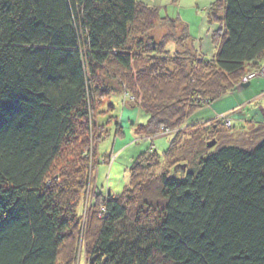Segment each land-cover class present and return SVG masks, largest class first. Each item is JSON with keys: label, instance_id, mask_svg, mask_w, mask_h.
<instances>
[{"label": "trees", "instance_id": "16d2710c", "mask_svg": "<svg viewBox=\"0 0 264 264\" xmlns=\"http://www.w3.org/2000/svg\"><path fill=\"white\" fill-rule=\"evenodd\" d=\"M208 15L220 22L217 52L197 59L170 56L167 40L151 35L136 44L134 27L152 31L161 18L138 0H0V264H60L69 246L64 264H80L83 242L89 264H264V133L222 144L219 131L235 128L224 113L205 122V146L178 133L160 175L147 170L157 150L138 159L129 189L109 195L82 238L91 112L119 90L109 73L130 93L136 71L157 132L195 122L262 69L264 0H216ZM141 49L151 67L140 65ZM180 80L184 97L181 82L162 87ZM194 148V159L180 158Z\"/></svg>", "mask_w": 264, "mask_h": 264}, {"label": "rangeland", "instance_id": "374dc122", "mask_svg": "<svg viewBox=\"0 0 264 264\" xmlns=\"http://www.w3.org/2000/svg\"><path fill=\"white\" fill-rule=\"evenodd\" d=\"M138 1L156 9L161 18L156 21V26L152 31H145L140 26L134 27V32L132 34L136 44H138L139 40L141 42L142 39L145 40L147 35H151L154 36L157 41L160 39L167 40V42H165V47L169 51L170 56H175L178 53L181 57L187 54L188 56L196 55V58L199 59L202 57L200 53L207 58H213L216 55L217 44L213 37L219 30L220 22L214 19L211 20L208 15L209 8L216 0ZM141 51H143L142 58L144 61L140 65L143 68L146 67V64L148 67H151V61L148 60L147 56L148 52H144V49H141ZM196 58L195 63L197 62ZM185 61L186 60L183 61V64ZM117 72L121 73V70L117 69ZM260 75L264 76V64L260 70ZM131 76L134 79V81H131L132 91L130 93H124V90L120 89L121 78H116L109 73L107 78L108 85L119 90L113 91L110 96L103 97L101 101L97 105L94 104L92 108L91 117L94 133L90 141V148L93 151L90 153L89 158L92 172L90 173L88 185L82 194V202L78 207V210H83V218H81V226L84 231L83 240L86 238L85 233L87 229L90 230L95 223L97 226V218L96 220L94 219V222L93 214L97 210L99 212L100 209L106 208L104 203L109 195H111V197H116L117 195H122L125 190L127 191V189H129L131 185L132 167L138 159L141 157L143 158L146 154L148 156L153 153L155 154L157 150L159 155L158 166H149L147 170L152 173V175H160L172 165L170 161L174 159L175 156L171 158L164 157V155L170 143L176 139L175 137L178 133H180L182 137L180 136L177 139H181L183 142L193 135H201L200 140H198V145H201L206 143L205 129L211 128V125H206L202 119L194 122L192 116L189 120L186 119L184 121L185 123L184 125L182 124L183 126L162 125L158 126L157 132H150L148 126L152 118L151 114L145 110L146 108L143 104L145 98L140 86L141 82L137 81L136 71H133ZM148 79H152V77L149 76ZM251 80L252 78H249V75L243 78V84L237 86L233 91L241 89V87H244V85L248 84ZM159 82L160 81L157 80V83ZM176 83H180V88L177 89V92L183 96V92L186 91L188 85L186 84L185 86V83L181 80L174 83L171 82V84L164 83L162 87L163 89L166 86L173 88ZM262 90H264V87L261 88L252 85L249 91L253 96H257ZM232 92L227 93L224 97H227ZM257 100L260 101V98ZM250 109L253 110L255 108L250 106ZM199 111L200 110L197 112ZM228 114H230V112H225L223 115L230 117ZM223 115H220L218 119ZM260 115H264V113ZM234 124L236 123L234 122ZM242 125L247 127H224L218 133L219 141H221L222 144H233L237 140L240 142L239 144L242 145H245L244 143L252 144L254 140H250L249 138L254 136V138L256 137L257 139L264 133V126H260V122L258 121H244ZM252 125L255 126L254 130H252ZM195 131L196 133H194ZM201 140L204 142H200ZM193 145L195 147L196 144ZM210 149V151L214 152L216 147ZM195 150L194 148L192 151H186L185 153L181 151V154H179L181 155L180 158H187L191 161L197 154ZM71 151L73 152V150ZM81 152L82 150L79 151V153ZM65 155L69 157L71 153L66 152ZM148 156H145L146 159L144 158L141 161L147 164L149 161ZM86 248V243L83 242V246L80 248L82 253L80 264H89ZM69 253L70 246L62 251L60 264H64L65 261H67Z\"/></svg>", "mask_w": 264, "mask_h": 264}, {"label": "crops", "instance_id": "0c3cea01", "mask_svg": "<svg viewBox=\"0 0 264 264\" xmlns=\"http://www.w3.org/2000/svg\"><path fill=\"white\" fill-rule=\"evenodd\" d=\"M252 85L261 88L264 87V77L251 80L247 86L233 91L227 97H224L200 110L196 113H200V115H196V121H200L201 119L204 122L211 119L216 120L221 114L230 112L228 115L232 118V124L237 128H241L242 126L247 127L245 126L246 124L242 125L243 122L252 120L258 121L260 122V126H264V115H260L264 113V90H262L257 96H253L249 91ZM258 98H260V101L257 100ZM250 106L255 109H250ZM234 122L236 124H234ZM254 129L255 126L252 125V130ZM249 139L251 140L252 138Z\"/></svg>", "mask_w": 264, "mask_h": 264}, {"label": "built area", "instance_id": "2783aa9c", "mask_svg": "<svg viewBox=\"0 0 264 264\" xmlns=\"http://www.w3.org/2000/svg\"><path fill=\"white\" fill-rule=\"evenodd\" d=\"M257 74H260V71L258 73H252V74H250L249 75V78H253V77L257 76Z\"/></svg>", "mask_w": 264, "mask_h": 264}, {"label": "water", "instance_id": "95a60500", "mask_svg": "<svg viewBox=\"0 0 264 264\" xmlns=\"http://www.w3.org/2000/svg\"><path fill=\"white\" fill-rule=\"evenodd\" d=\"M247 85H248V84L244 85V87L247 86ZM213 145H215V141H212V142L209 143V146H210V147H212ZM183 167H185V166H183Z\"/></svg>", "mask_w": 264, "mask_h": 264}, {"label": "bare ground", "instance_id": "6f19581e", "mask_svg": "<svg viewBox=\"0 0 264 264\" xmlns=\"http://www.w3.org/2000/svg\"><path fill=\"white\" fill-rule=\"evenodd\" d=\"M230 121V120H229Z\"/></svg>", "mask_w": 264, "mask_h": 264}]
</instances>
